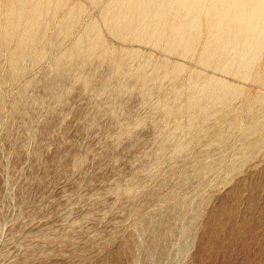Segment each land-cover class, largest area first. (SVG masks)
Returning <instances> with one entry per match:
<instances>
[{
	"label": "rangeland",
	"instance_id": "374dc122",
	"mask_svg": "<svg viewBox=\"0 0 264 264\" xmlns=\"http://www.w3.org/2000/svg\"><path fill=\"white\" fill-rule=\"evenodd\" d=\"M150 1L0 0V264H264V0Z\"/></svg>",
	"mask_w": 264,
	"mask_h": 264
},
{
	"label": "bare ground",
	"instance_id": "6f19581e",
	"mask_svg": "<svg viewBox=\"0 0 264 264\" xmlns=\"http://www.w3.org/2000/svg\"><path fill=\"white\" fill-rule=\"evenodd\" d=\"M141 1V3H140V5H141V9H143V7L145 8V7H148L149 8V10H150V8L152 7V5L153 4H150L152 1H150V0H140ZM150 1V2H149ZM191 1V0H190ZM200 1V0H199ZM231 1V0H230ZM234 1V0H233ZM240 1V0H239ZM135 2V1H134ZM164 2V1H163ZM166 2V1H165ZM170 2V1H169ZM247 2H249V1H247ZM252 2V1H251ZM254 2V1H253ZM117 3V2H116ZM193 4H194V2H192ZM205 3H207V2H205ZM235 3V2H234ZM115 4V3H114ZM236 4V3H235ZM242 4V3H241ZM244 4V3H243ZM246 4V3H245ZM249 4V3H248ZM257 4V3H256ZM110 5H112V3L110 4ZM218 5V4H217ZM238 5H239V3H238ZM254 5H255V3H254ZM118 6V5H117ZM123 7H126V5H122ZM129 6V5H128ZM237 6V5H236ZM235 6V7H236ZM164 7V6H163ZM215 7H219V5L218 6H215ZM240 7V6H239ZM254 7V6H253ZM258 7V6H257ZM113 8V7H112ZM148 8H146V9H148ZM160 8V7H159ZM222 8V7H221ZM232 8H234V7H232ZM248 8H250V6L248 7ZM118 10H120V8H117ZM130 9V8H129ZM133 9V8H132ZM135 9V8H134ZM139 9V8H138ZM137 9V10H138ZM161 9H162V7H161ZM214 9H217V8H214ZM229 9H231V8H229ZM240 10H243V9H241V8H239ZM252 9V8H251ZM157 10H159V9H157ZM196 11H197V9H195ZM248 10V9H247ZM258 10V9H257ZM259 10H260V8H259ZM123 11V10H122ZM147 11V10H146ZM152 11V10H151ZM160 11L161 10H159L158 11V14L160 13ZM214 11H216V10H214ZM230 11V10H229ZM228 11V12H229ZM239 11V10H238ZM261 11V10H260ZM120 11H117V13H119ZM123 12H125V11H123ZM145 12V11H144ZM161 12H163V11H161ZM135 13V12H134ZM133 13V14H134ZM137 13V12H136ZM244 13V12H243ZM247 13V12H246ZM127 14H132V12L130 13V12H128ZM139 14V13H138ZM146 14V13H145ZM148 14H150V13H148ZM228 14V13H227ZM239 14V13H238ZM248 14V13H247ZM256 14V13H255ZM142 15V14H141ZM155 15H157L156 13H155ZM244 15H245V13H244ZM258 15V14H257ZM132 17H133V15H131ZM138 15L136 14V17H137ZM157 16H159V15H157ZM160 16H161V14H160ZM125 17H128V16H125ZM221 17V16H220ZM242 17V16H241ZM244 17V16H243ZM261 17V16H260ZM128 18H130V17H128ZM141 18V17H140ZM158 18H160V17H158ZM127 18H125V20H126ZM137 19H138V17H137ZM234 19V18H233ZM244 19V18H243ZM260 19V18H259ZM115 20V19H114ZM228 20V19H227ZM230 20V19H229ZM110 21V20H109ZM118 21H120V20H118ZM132 21V20H131ZM254 21H257V19H254ZM134 22V21H133ZM179 22V21H178ZM212 22V21H211ZM218 22H220V21H218ZM251 22V21H250ZM177 23V22H176ZM207 23V22H206ZM225 23V22H224ZM227 23V22H226ZM229 23V22H228ZM239 23V22H238ZM112 24V23H111ZM178 24H180V23H178ZM211 24H214V23H211ZM219 24H221V23H219ZM255 24V23H254ZM257 24V23H256ZM263 24V23H262ZM173 26H174V23L172 24ZM172 25H170V26H172ZM238 25V24H237ZM248 25V24H247ZM253 25V24H252ZM32 26V25H31ZM172 26V27H173ZM178 26V25H177ZM176 25H175V27H177ZM185 26V25H184ZM189 26V25H188ZM216 26H218L217 24H216ZM216 26H214L215 28H216ZM233 26V25H232ZM235 26V25H234ZM250 26V25H249ZM193 27V26H192ZM209 27V26H208ZM245 27H247V26H244V29H245ZM180 28V27H179ZM188 28H190V27H188ZM212 28V27H211ZM236 28V27H235ZM240 28V27H239ZM250 28V27H249ZM172 29H174V28H172ZM178 29V28H177ZM191 29V28H190ZM236 29H238V28H236ZM253 29V28H252ZM226 30H229V29H226ZM234 30V29H233ZM242 30V29H241ZM218 32L220 31V30H217ZM236 31V30H235ZM251 31V30H250ZM192 32V31H191ZM234 32V31H233ZM240 32V31H239ZM262 32V31H261ZM243 33V32H242ZM244 33H246V34H248L247 32H244ZM187 34V33H186ZM216 34V33H215ZM214 33H213V35H215ZM226 34V33H225ZM230 34V33H229ZM88 35V34H87ZM176 36V35H175ZM193 36V35H192ZM195 36V35H194ZM222 36V35H221ZM225 36H227V38H229L228 37V35H225ZM235 36V35H234ZM237 36V35H236ZM177 37V36H176ZM240 37H242L243 38V36L241 35ZM182 38V37H181ZM216 38V37H215ZM225 37H222V38H219L220 40L221 39H224ZM227 38H226V40H227ZM238 39V38H237ZM240 39V38H239ZM246 39V38H245ZM87 40V39H86ZM89 40V39H88ZM219 40V41H220ZM236 40V39H235ZM235 40H233V41H235ZM228 41V40H227ZM242 41V40H241ZM245 41H247V40H245ZM81 42V41H80ZM90 42V41H89ZM240 42V41H239ZM78 43V42H77ZM81 43H83V41L81 42ZM216 43V42H215ZM219 43V42H218ZM228 43H229V41H228ZM250 43H252V42H250ZM255 43V42H254ZM84 44V43H83ZM91 44H93L92 42H91ZM225 44H227V42L225 41ZM249 44V43H248ZM87 45H90V44H87ZM187 45V44H186ZM228 45V44H227ZM89 47L90 46H88V48L87 49H89ZM221 47V46H220ZM224 47H226V46H224ZM75 48H77V45L75 44ZM75 48H73V49H75ZM86 48V47H85ZM222 49H223V47H221ZM77 49H80V48H77ZM77 49H75V50H77ZM227 49V48H226ZM210 93H212V92H210ZM207 96V95H206ZM211 98V97H210ZM190 99V98H189ZM207 100H209V99H207Z\"/></svg>",
	"mask_w": 264,
	"mask_h": 264
}]
</instances>
